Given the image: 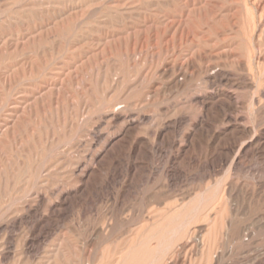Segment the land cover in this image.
I'll use <instances>...</instances> for the list:
<instances>
[{
  "label": "rangeland",
  "instance_id": "374dc122",
  "mask_svg": "<svg viewBox=\"0 0 264 264\" xmlns=\"http://www.w3.org/2000/svg\"><path fill=\"white\" fill-rule=\"evenodd\" d=\"M263 25L264 0H0V264H263Z\"/></svg>",
  "mask_w": 264,
  "mask_h": 264
},
{
  "label": "bare ground",
  "instance_id": "6f19581e",
  "mask_svg": "<svg viewBox=\"0 0 264 264\" xmlns=\"http://www.w3.org/2000/svg\"><path fill=\"white\" fill-rule=\"evenodd\" d=\"M257 2V1H256ZM19 4V3H18ZM197 4V3H196ZM260 4V3H259ZM132 8V7H131ZM179 19V18H178ZM183 19V18H182ZM262 20V19H261ZM173 22V21H172ZM131 24V23H130ZM264 26V25H263ZM136 28V27H135ZM183 28V27H182ZM134 30V29H133ZM181 36H182V34H181ZM186 40V39H185ZM259 42V41H258ZM179 48V47H178ZM259 50V49H258ZM193 55V54H192ZM172 56V55H171ZM175 56V55H174ZM190 56V55H189ZM192 57V56H191ZM252 58V57H251ZM259 60V59H258ZM251 65V64H250ZM185 66V65H184ZM185 68V67H184ZM184 68H183V70H184ZM186 69V68H185ZM212 69V68H211ZM210 70V69H209ZM171 72V71H170ZM183 72H185V71H183ZM182 72V73H183ZM176 78L179 80V76H180V69L178 70H176ZM206 75H205V79H206V81H207V83L214 89L215 88V86H216V84H217V82H221V81H223V80H225L226 79V81H227V73H225V72H223L222 70H220L218 67L217 68H213L212 70H210L209 72H206L205 73ZM261 74H263V73H261ZM174 75V74H173ZM204 76V75H203ZM175 78V79H176ZM204 78V77H203ZM204 79V80H205ZM250 80V79H249ZM179 82V81H178ZM62 83V82H61ZM247 84V83H246ZM250 86V85H249ZM231 95V94H230ZM230 95H228V94H226L225 96H223V97H225L226 99H229V98H231L230 97ZM232 96V95H231ZM239 96V95H238ZM208 98V97H207ZM221 98V97H220ZM238 98V97H237ZM237 98H235V99H237ZM154 100V99H153ZM232 101V100H231ZM214 102H216V100L214 101ZM205 104V103H204ZM117 105V104H116ZM123 105V104H122ZM147 106V105H146ZM238 108V107H237ZM132 109V108H131ZM124 110V109H123ZM129 110H127V112H128ZM126 111H123V112H121V111H117V109H114L113 110V113H112V115H113V117L114 118H119V117H121L122 115H124V118L125 117H127V112L125 113ZM125 113V114H124ZM234 113V112H233ZM110 114V113H109ZM168 114V113H167ZM139 115H141V114H139ZM111 116V115H110ZM137 116V115H136ZM139 118H137L136 119V121H138L139 122V120H140V116H138ZM102 118V117H101ZM152 118V117H151ZM113 119V118H112ZM127 119V118H126ZM153 119V118H152ZM122 120V119H121ZM170 120V119H169ZM116 121V120H115ZM127 121V120H126ZM136 121H135V123H136ZM141 121H142V119H141ZM140 121V122H141ZM125 122V121H124ZM154 122V121H153ZM126 123V122H125ZM164 123V122H163ZM176 123H177V120H172V121H167L166 123H164L163 125H161V126H159L158 128H156V131H155V134L156 135H161V133H162V131L164 130V129H166V131H167V129H169V128H171V127H173L174 128V126L176 125ZM138 124V123H137ZM140 125H142V124H140ZM128 126V125H127ZM137 126H139V125H137ZM136 125H129L128 126V128L125 130V133L127 134L128 132H130V131H132L133 132V128L135 127H137ZM154 126V125H153ZM155 126H157V125H155ZM172 128V129H173ZM256 128V127H255ZM133 129V130H132ZM138 129V128H137ZM171 130V129H170ZM122 131V130H121ZM135 131H136V129H135ZM165 131V132H166ZM90 133H92V132H90ZM94 134V133H93ZM128 134H131V133H128ZM133 134V133H132ZM124 135L125 134H123L122 135V137L121 138H119V139H117L116 138V140H114L113 142H111L108 146H107V148H106V155L108 154V153H110V152H113L114 150H116L117 149V147L119 146V145H121L120 143H122V142H120L122 139H124ZM113 136V135H112ZM162 136H163V133H162ZM117 137V136H116ZM129 139H130V136H129ZM129 139L127 140L128 141V143H129ZM139 139V138H138ZM164 139H166V138H164ZM124 140H126V138L124 139ZM132 140V142H133V139H131ZM163 140V139H162ZM195 140V139H194ZM138 141V140H137ZM255 141V140H254ZM259 141V140H258ZM125 142V141H124ZM167 142V141H166ZM169 142V141H168ZM167 142V143H168ZM263 142V141H262ZM262 142L260 141V143L262 144ZM127 143V142H126ZM166 143V144H167ZM173 143H175V142H173ZM256 143V142H255ZM123 144V143H122ZM134 144H135V142H134ZM159 144V143H158ZM163 144V143H162ZM176 144V143H175ZM179 144V143H178ZM257 144H259V143H257ZM143 145V144H142ZM168 145H169V143H168ZM171 145H172V143H171ZM170 145V146H171ZM180 145V144H179ZM178 145V146H179ZM89 146V145H88ZM136 146V145H135ZM167 147V146H166ZM172 147V146H171ZM183 147V146H182ZM259 147V146H258ZM260 147H261V145H260ZM259 147V148H260ZM131 148V147H130ZM154 148V147H153ZM175 148V147H174ZM101 149V148H100ZM129 149V148H128ZM157 149V148H156ZM261 149V148H260ZM132 150H133V148H132ZM257 150V149H256ZM259 150V149H258ZM117 151V150H116ZM115 151V152H116ZM157 152H158V150H156ZM160 151V150H159ZM120 152V151H119ZM161 152V151H160ZM177 152V151H176ZM186 152V151H185ZM100 155V154H99ZM110 155V154H109ZM108 155V156H109ZM113 155H114V153H113ZM172 155V154H171ZM184 155V154H183ZM182 155V156H183ZM107 156V157H108ZM114 156H116V155H114ZM185 156V155H184ZM160 157V156H159ZM180 158H181V156H179ZM91 158V157H90ZM113 158V157H112ZM178 159V158H177ZM176 159V160H177ZM99 161V160H98ZM113 161V160H112ZM234 161V160H233ZM85 162V161H84ZM79 163V162H78ZM96 163V162H95ZM102 163V162H101ZM243 163V162H242ZM77 164V163H76ZM85 164V163H84ZM83 164V165H84ZM79 165V164H78ZM89 165V164H88ZM82 168H85V167H82ZM249 170H250V168H248V172H249ZM88 171H90V169H89V167H87V169H82V172L84 173V174H86V173H88ZM92 171V170H91ZM251 171L252 172H255V170L254 169H251ZM258 173H259V171H258V169L256 170ZM93 172V171H92ZM167 172V171H166ZM90 173V172H89ZM256 173V172H255ZM250 174V173H249ZM251 174H253V173H251ZM254 175V174H253ZM83 176V175H82ZM257 176V175H256ZM255 176V177H256ZM89 177V176H88ZM261 178V177H260ZM89 179V178H88ZM259 179V178H258ZM44 182V181H43ZM128 182V181H127ZM88 186V185H87ZM79 195V194H78ZM40 197V196H39ZM58 199V198H57ZM65 200V199H64ZM70 201V200H69ZM34 202V201H33ZM195 209V208H194ZM36 210V209H35ZM28 211L29 212H32L33 213V209L31 208V207H29L28 208ZM35 213H37V212H35ZM4 226V225H3ZM6 227L8 228L9 227V222H7L6 223ZM38 234V233H37ZM213 244V243H212ZM29 247V246H28ZM34 249V248H33ZM160 259V258H159ZM152 262H156V261H152ZM264 264V263H263Z\"/></svg>",
  "mask_w": 264,
  "mask_h": 264
}]
</instances>
